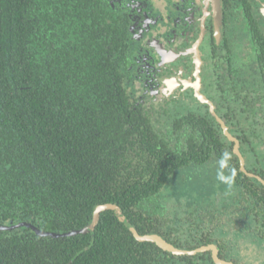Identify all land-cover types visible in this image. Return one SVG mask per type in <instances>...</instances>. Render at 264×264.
I'll list each match as a JSON object with an SVG mask.
<instances>
[{
  "label": "trees",
  "instance_id": "obj_1",
  "mask_svg": "<svg viewBox=\"0 0 264 264\" xmlns=\"http://www.w3.org/2000/svg\"><path fill=\"white\" fill-rule=\"evenodd\" d=\"M240 1L253 25L255 93L264 103V17ZM134 50L126 18L107 0H0V225L26 221L68 232L90 223L97 205L112 203L140 234L186 249L214 243L234 264L264 263V184L241 169L234 141L227 143L210 112L157 113L133 95ZM229 116L239 151H255V136ZM212 157L238 192L227 208L188 209L198 230L183 237L159 195L178 170ZM255 173L264 178L262 169ZM0 264L215 263L209 251L179 255L137 240L107 209L86 233L1 229Z\"/></svg>",
  "mask_w": 264,
  "mask_h": 264
},
{
  "label": "flooded vegetation",
  "instance_id": "obj_2",
  "mask_svg": "<svg viewBox=\"0 0 264 264\" xmlns=\"http://www.w3.org/2000/svg\"><path fill=\"white\" fill-rule=\"evenodd\" d=\"M107 1L113 13L126 18L129 39L135 46L133 61L136 64L131 72L132 82L140 101L150 103L166 97L164 94L170 93L173 88L172 82L179 79V94L186 101L187 111L210 112L208 104L196 105L197 100H201L196 93L198 88L214 103L215 112L229 128L234 129L226 123V114L241 127L236 117V113L241 112L247 114L251 121L263 124L264 130V109L262 118L253 117L256 109L264 107V103L257 100L255 93L257 44L253 25L248 22L242 1L230 0L231 4L228 5L225 0ZM263 4L262 0H248V6H256L259 11ZM260 23L264 25V20L260 19ZM216 25L219 30H216ZM263 25L261 28L264 33ZM176 52L180 54L178 60L170 56ZM196 74L199 77L198 87L189 83ZM208 78L211 85L208 84ZM210 87L215 91L214 94ZM170 100L166 99L167 102ZM242 108H245L244 111ZM216 123L223 132L220 123ZM262 134L254 141L264 140ZM260 169L264 171V167ZM260 169L253 167L251 170L256 172ZM253 171L249 172L264 179ZM253 179L259 181L255 177ZM225 247L229 253L233 252L227 241Z\"/></svg>",
  "mask_w": 264,
  "mask_h": 264
},
{
  "label": "rangeland",
  "instance_id": "obj_3",
  "mask_svg": "<svg viewBox=\"0 0 264 264\" xmlns=\"http://www.w3.org/2000/svg\"><path fill=\"white\" fill-rule=\"evenodd\" d=\"M216 30H219L218 25H216ZM170 56L174 60H178V58H180V54L177 52L176 54H171ZM178 80H175V82L174 81L172 82L173 88L170 89V93L168 92L164 94V95H167L166 97H162L156 102L150 101V103L145 102L144 104H147L150 109H153L156 112L164 111V113L165 114L168 113V115L181 114V113L186 112L187 109L185 105L187 104H186L185 99L182 98L183 95L179 94L180 87L177 84H179L180 81ZM181 81L183 83L184 81L183 78ZM198 81H199V77L196 74L195 79L192 81H189V83L194 87H198L199 86ZM208 81H209L208 84L211 85L210 78H208ZM189 83L187 84L189 85ZM210 88L212 89L213 91L212 93L214 94L215 91L213 90L212 87ZM196 89H197L196 93L201 99V100H197L196 105L203 106L205 104L206 106L208 104L210 112L211 110H213L214 112V113H211L212 116L215 118L214 116L215 114L216 116L220 117L214 110L215 109L214 103H212V101L209 98H207L206 94H203L198 88ZM132 93L134 96L139 98V95L135 94V90L134 91L132 90ZM136 93L141 94V92L139 91H136ZM169 98H171L170 100L171 102L166 101V99H169ZM236 108L238 109V106H236ZM261 112L262 110L258 107V109H256L257 114L255 113L253 117L254 118L260 117L259 114H261ZM166 116L167 115H164L163 118L166 119ZM236 117H238V120L241 123L242 130L245 131L247 136L249 135V137H252L253 139L254 136L255 138H257L258 135H260L261 133H263L262 135H264V130L262 129L263 124L257 121H251L250 117L245 113L238 112L236 113ZM165 123H166L165 121L161 120V126L166 127V125L164 126ZM223 124L226 130L228 131L229 135L234 137L236 140H238L235 137V134H237L236 129L229 128L228 125L224 123V121H223ZM223 135L226 138L227 143L231 142L232 140L231 138L227 137L225 134ZM253 142H254L253 144H254L255 151L253 150L249 151V149H247L248 152H245V154L244 153L242 154V152L239 151V154H240L239 158L241 159L242 168L244 170L253 169V167H255L256 170H258L264 167V140L259 139ZM234 146H237L239 148L240 147L239 142L237 141V143L234 144ZM256 154H258L259 159L257 158ZM257 159L261 160L263 164L257 161ZM233 181L234 180H232V177L229 174L228 170L219 161L218 158L212 157L206 163L194 164L189 167H184L178 170V173L168 181L167 185L165 186V188H163L162 192L159 195L161 196L160 205L165 208V218L175 219V220L178 219V221H180L179 224L181 225V227L184 228L182 229L183 237H185V235L188 234L189 229L197 231L198 228L196 225H194L195 223H197L196 222L197 220L194 217V214L192 215L190 214L192 216L191 219H193V221L187 222V216L190 213V212H187V210L190 209L192 211L193 208H200V206L203 207L207 204H209L208 207H211L213 205L216 206L215 202L216 203L218 202L220 207L223 209L229 207L228 199L232 198L235 195V193L238 192L237 191L238 187L235 186ZM191 199L194 202L199 201V203H193L191 204L192 206L190 207L188 203L190 202ZM177 217H179L180 219ZM204 220L207 222V225L211 223L209 214H208V218L206 217L204 218ZM217 232L218 230L213 229V233L216 234ZM243 247L247 249L249 248V245L243 244L242 248ZM237 252L239 255L240 254L239 251ZM234 253L231 252L228 255L234 256Z\"/></svg>",
  "mask_w": 264,
  "mask_h": 264
},
{
  "label": "water",
  "instance_id": "obj_4",
  "mask_svg": "<svg viewBox=\"0 0 264 264\" xmlns=\"http://www.w3.org/2000/svg\"><path fill=\"white\" fill-rule=\"evenodd\" d=\"M260 13L264 16V4L260 7ZM211 113H214L213 110H211ZM214 116H215L216 120L220 123L221 127L223 128V133L227 137L231 138L232 141H234V143L236 144L237 140L234 137L229 135V133L226 130L222 120L218 116H216L215 114H214ZM234 151L239 158L240 154H239V150H238L237 146H234ZM239 161H240L241 169L244 172H246L248 176H253L256 179H258L262 184H264V180L262 178H260L258 175L247 172L246 170H244L242 168L240 158H239ZM107 209L113 210L114 213L116 214V216L119 218V220L122 221L128 227V229L134 235L135 239H137L139 241L155 242L159 247L163 248L164 250H167V251H170L174 254H179V255H181V254H196L198 252L209 251L211 254V258L215 264H234L233 262H231L229 260H225V259H222L221 257H219V248L214 243L201 245V246L194 248V249H186V248H181V247L175 246L173 243L169 242L168 240L164 239L162 236L155 234V233L140 234L136 230L134 225L132 223H130L125 218L120 207H118L117 205L112 204V203H104V204L97 205L94 209L93 217H92V220L90 221V223H88L87 225H85L79 229L71 230L68 232L58 233V232H51V231H43V230L39 229L36 225H34L30 222H26V221L15 223V224L0 225V230L1 229H12V228H15L17 226L23 225V226H27V227L31 228L36 234L41 235V236L64 237V236H68V235H75L78 233H86V232L93 231V229H94V227H95V225L99 219L100 212L103 210H107Z\"/></svg>",
  "mask_w": 264,
  "mask_h": 264
}]
</instances>
